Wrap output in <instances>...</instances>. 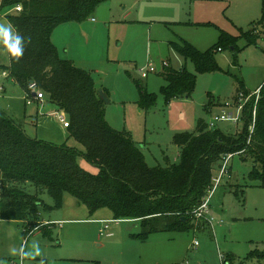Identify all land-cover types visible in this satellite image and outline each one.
Returning a JSON list of instances; mask_svg holds the SVG:
<instances>
[{
	"label": "rangeland",
	"instance_id": "1",
	"mask_svg": "<svg viewBox=\"0 0 264 264\" xmlns=\"http://www.w3.org/2000/svg\"><path fill=\"white\" fill-rule=\"evenodd\" d=\"M261 4L262 0H109L83 22L59 25L53 32L54 43L62 58L90 71L97 88L108 92L109 123L132 134L150 166H166L168 161L178 159L174 135L195 132L200 119L207 123L226 103L233 104L238 94L237 79L251 93L264 84ZM13 10L0 8V22H9L6 14ZM249 31L255 40L248 38ZM222 32L233 37L236 49L230 44H221L222 50L214 49L218 65L214 71L196 72L193 61L184 59L171 46L180 36L206 51L220 45ZM164 61L168 62L165 68L185 66L197 74L190 97L166 104L161 93L166 83ZM9 62V54L0 46V72ZM149 63L157 67V72L144 78L140 69ZM0 84L6 87L0 93V110L19 122L30 137L84 149L70 136L58 118L60 110L52 103L35 101L26 105L19 84L1 75ZM140 86L157 95L155 107L139 106ZM228 110L240 114L237 108ZM242 125L241 120L221 121L216 128L236 134ZM79 163L97 172L83 158ZM227 165L232 173L222 178L210 199L212 223L207 224V229L198 225L187 231H161L140 240L134 236L141 231L138 222L120 219L115 223L108 208L93 215L86 205L66 193L62 208L40 207L41 220L47 223L37 215L27 221L0 219V259L19 264V258L9 255V249L19 247L25 240L30 246L35 240L46 264H222L220 255L229 254L235 256L234 264H241L252 250H264V187L250 177L251 159L243 160L236 154ZM221 166L222 161L216 164L214 176ZM29 190L34 192L35 188ZM40 197L46 204H54L47 192ZM97 220L109 223L112 236H99L104 223ZM34 222L38 229H52V234L48 237L38 231L25 235L26 224ZM194 240L199 242L197 248ZM39 259H26L24 264H38Z\"/></svg>",
	"mask_w": 264,
	"mask_h": 264
},
{
	"label": "trees",
	"instance_id": "2",
	"mask_svg": "<svg viewBox=\"0 0 264 264\" xmlns=\"http://www.w3.org/2000/svg\"><path fill=\"white\" fill-rule=\"evenodd\" d=\"M107 1L3 0L0 4V8L22 6L21 11L13 10L6 17L22 36L30 37L23 57L16 61L9 55V65L4 69L10 71L25 94L30 93L29 85L35 82L48 101L66 114L70 136L84 147L78 150L30 137L19 122L0 110V219L27 221L39 213L41 206L60 209L64 195L69 193L91 214L108 208L114 219L135 220L141 231L134 236L140 240L155 232L194 229L193 212L207 196L215 166L223 156L238 154L243 160L251 159L250 177L264 187V84L258 98L253 96L245 104L239 132L209 129L200 119L195 132L174 135L173 142L180 149L177 162L167 160L166 166H150L132 134L114 128L107 120L108 92L97 88L90 71L62 58L52 41L59 25L83 22ZM261 7L263 22L264 0ZM246 34L255 40L251 31ZM219 44L201 51L183 38L171 42L179 55L193 61L196 72L218 69L213 52L216 48L222 50L221 44L236 49L233 37L225 32L220 34ZM163 75L166 83L161 93L166 104L192 95L196 73L185 66L167 67ZM237 82V93H250L243 81ZM140 89L139 106L155 107L157 95L141 86ZM79 158L96 167L97 172L82 167ZM32 186L34 192L29 190ZM44 192L54 199L53 205L42 200ZM198 224L207 226L204 221ZM37 228L36 222L26 224L24 233L30 235ZM40 230L45 236L52 234V229ZM234 260L233 254L227 255L229 264ZM245 260L248 264H264V250H252Z\"/></svg>",
	"mask_w": 264,
	"mask_h": 264
},
{
	"label": "built area",
	"instance_id": "3",
	"mask_svg": "<svg viewBox=\"0 0 264 264\" xmlns=\"http://www.w3.org/2000/svg\"><path fill=\"white\" fill-rule=\"evenodd\" d=\"M3 0H0V4L2 3ZM14 10L16 11H21L22 10V6L21 5H17L14 7ZM163 67L165 68L166 66H168V62L164 61L162 63ZM141 75L142 77L146 78L149 76L150 73H155L157 72V67L153 64V63H149L147 66H144L140 69ZM0 75L6 79H10L13 80V78L10 75V71L7 69H3L0 72ZM14 81V80H13ZM261 87H258L257 90L255 92H250L249 94H246L244 91L238 92L237 94V98L234 100V103H226L225 106H223V109L220 113L216 114L215 116H213L209 122H207L208 124V128L209 129H214L216 128V124L218 122L221 121H239L241 120V115H242V111L243 108L245 106V104L247 102H249L251 100V98L253 96H259L260 94V90ZM6 90L5 84H0V93L4 92ZM29 90L30 93L27 92L25 94L26 96V105H31L32 103H34L35 101H39V102H46L48 101L47 98V94L42 91L39 90L37 88V85L35 82L31 83L29 85ZM230 107H234L237 108L240 111V114H235L234 111L232 110H228ZM58 113V118L60 119V121L63 123L64 127H68L69 126V119L66 116V114L64 112H57ZM233 157L232 154H227L225 156H223L222 158V166L219 168V173L217 176L213 175V184L210 187L207 196L203 199L202 203L198 206L197 209H195V211L193 212V216L195 219V228L198 226L199 221H204L207 224L208 223H212V219L209 218V214H210V199L213 196L215 190L219 187V185L222 182V178L227 175V176H231V169L229 168V166L227 165L229 160ZM115 223H117L118 221H120V219H114ZM103 227H101L100 232H99V236H112V232L108 231L110 229L109 223L107 221H103ZM60 224V223H59ZM194 228V229H195ZM193 245L197 248L199 246V242L198 240H194ZM221 258V262L222 264H229V262L226 261V257L220 255ZM176 264H191L189 261H185L182 263H176Z\"/></svg>",
	"mask_w": 264,
	"mask_h": 264
},
{
	"label": "clouds",
	"instance_id": "4",
	"mask_svg": "<svg viewBox=\"0 0 264 264\" xmlns=\"http://www.w3.org/2000/svg\"><path fill=\"white\" fill-rule=\"evenodd\" d=\"M26 42L30 43V37L22 36L16 28L9 22H0V46L16 61H19L25 50ZM9 255L19 258V264H24L27 260H36L38 257V264H46V258L37 241L33 240L29 246L25 240L19 247H11ZM0 264H8L5 259H0Z\"/></svg>",
	"mask_w": 264,
	"mask_h": 264
},
{
	"label": "crops",
	"instance_id": "5",
	"mask_svg": "<svg viewBox=\"0 0 264 264\" xmlns=\"http://www.w3.org/2000/svg\"><path fill=\"white\" fill-rule=\"evenodd\" d=\"M101 5H102V4H101ZM101 5H100V6H101ZM100 6H99V7H100ZM181 38H182V37L177 36V39L174 40V41H179ZM52 41H53V43L56 42V41L54 40V36H53V35H52ZM54 44H55V43H54ZM55 45H56V44H55ZM76 65H77V64H76ZM11 81H13V80H11ZM46 102H49V101H46ZM176 146H177V145H176ZM177 150H178V159H179V152H180V149H179L178 146H177ZM178 159H177V161H178ZM177 161H176V162H177ZM230 169H231V168H230ZM231 173H232V172H231ZM48 205H49V204H48ZM99 212H103V211H98V210H97L96 212L93 213V215H94V214H100ZM40 213H41V212H40V210H39V213L37 214V216H38V218L41 220ZM111 215L113 216V214H111ZM96 219H97V218H96ZM105 220H106V219H105ZM105 220H97L96 222L103 223V221H105ZM25 221H26V220H25ZM41 221H42V222H45V223L48 222V221H45V220H43V219H42ZM132 221L136 222L135 220H132ZM49 223H52V222H49ZM55 224H56V223H55ZM198 225H199V224H198ZM206 227H207V226H206ZM206 227H203V228H206ZM206 229H207V228H206ZM201 230L206 231L205 229H201ZM201 230H200V231H201ZM38 231H41V230L37 228L32 234H35V233L38 232Z\"/></svg>",
	"mask_w": 264,
	"mask_h": 264
}]
</instances>
